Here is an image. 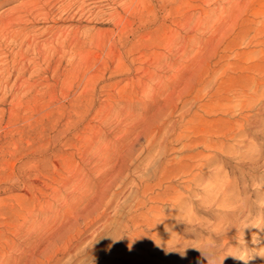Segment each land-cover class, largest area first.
Here are the masks:
<instances>
[{
    "label": "rangeland",
    "instance_id": "1",
    "mask_svg": "<svg viewBox=\"0 0 264 264\" xmlns=\"http://www.w3.org/2000/svg\"><path fill=\"white\" fill-rule=\"evenodd\" d=\"M34 3L0 38V264L201 263L227 209L202 191L241 146L215 158L207 140L264 61V0ZM263 169L243 197L264 221ZM263 232L232 241L249 264H264Z\"/></svg>",
    "mask_w": 264,
    "mask_h": 264
},
{
    "label": "bare ground",
    "instance_id": "2",
    "mask_svg": "<svg viewBox=\"0 0 264 264\" xmlns=\"http://www.w3.org/2000/svg\"><path fill=\"white\" fill-rule=\"evenodd\" d=\"M10 1L12 0H0V7ZM36 1L38 0H23L19 6L10 9V18L8 20L3 21L1 20L2 18H0V38L9 34L8 31L12 27L13 22H15V19L17 21L22 18L20 15L27 12V6ZM254 39H261L258 45L260 44L264 47V34L262 29L256 28ZM261 53L264 55V50ZM253 65L254 66L251 70L254 75H241L244 80V84L241 82L242 84L240 87H236L238 90L236 94L238 96L237 104L234 106L223 104V108L230 110V112L237 111L238 114L236 115L235 120H228L225 122V128L222 124L223 127L212 132V134L216 135V137L213 138L212 136L211 139L207 140L208 147L210 149L212 148L211 150L214 149L216 152H219L214 155L215 158L220 157V154H222V156L225 153L227 154L228 149H231L232 152L233 149L237 148L228 147L229 145L227 140H237V138H239L241 146L238 147L239 150L236 149L238 150L236 161L232 160L233 162L229 166V171H224L223 168L219 169V167H215L214 174L212 175V178L215 180L213 185H209L205 191H202L209 197V202L211 201V203L217 206H223V208L227 207V209L223 212V215L225 216L224 218H217V220L212 223L211 232L209 231V243L205 246V258L198 264H249V254L247 251L244 253L245 256L243 255L241 257L239 252L242 245H234L232 244V241L234 242V239H242L244 241L250 240L254 237V234L258 229L262 228L263 230L264 228L263 218L261 216L260 218H256L254 215L253 210L255 207L253 206L254 204L251 203L252 196L250 195L245 199L243 197L246 195V190L249 189L251 185L257 184L258 181H260L255 174L259 173V171L264 167V150H258L254 146L255 143H252L253 139L257 140L264 138V61L261 63L256 62ZM245 70H247V68ZM255 110H257V112H255ZM233 115L234 114H232V116ZM178 139L181 140V137ZM227 156L228 155H226V157ZM229 159L231 158L229 157ZM211 163V161H206L205 165L208 166ZM143 180H141V183L138 185L140 187V191H142V196L146 197L149 192V188L151 187L147 181L145 182ZM261 181L264 182V179ZM260 192L261 190H257L252 194L258 196L260 195ZM259 198L262 199L264 203V192H261ZM138 204L139 206L141 205L140 201H138ZM153 217L154 218H150L145 214L146 220H144L141 225L147 224L148 228H152L155 222H157L156 218L158 216L155 215ZM133 221L135 220H132V223ZM107 225L108 220L103 223L99 229L105 228ZM124 231L131 233L130 235H133V237L136 235L138 236L137 232H135V230L133 231L131 228V222L125 225ZM126 244L127 246H125V249L129 245L128 242H126ZM145 245L148 248L150 246L148 244ZM128 249H130V247H128ZM134 252L140 253L141 251L139 249H135ZM122 257L128 258V260L131 261V264H139L140 262V259L135 256L134 253L129 254L125 252ZM260 259L263 258L260 256Z\"/></svg>",
    "mask_w": 264,
    "mask_h": 264
}]
</instances>
